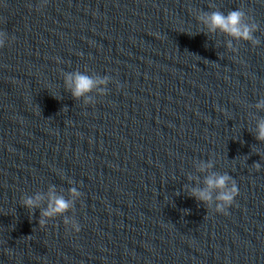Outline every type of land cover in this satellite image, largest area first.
Instances as JSON below:
<instances>
[{
	"label": "water",
	"instance_id": "water-1",
	"mask_svg": "<svg viewBox=\"0 0 264 264\" xmlns=\"http://www.w3.org/2000/svg\"><path fill=\"white\" fill-rule=\"evenodd\" d=\"M236 9L261 43L233 53L197 16ZM0 31V264H264V0H0ZM212 173L227 215L190 195ZM53 187L78 233L39 224Z\"/></svg>",
	"mask_w": 264,
	"mask_h": 264
},
{
	"label": "clouds",
	"instance_id": "clouds-1",
	"mask_svg": "<svg viewBox=\"0 0 264 264\" xmlns=\"http://www.w3.org/2000/svg\"><path fill=\"white\" fill-rule=\"evenodd\" d=\"M197 19L209 33L219 32L230 37L227 47L233 53L237 51L232 43L233 40L249 42L253 47L261 43L255 36V33L259 30V25L244 10L236 9L229 11L227 14L215 10L210 13H202L197 16ZM5 39V33L0 31V48L4 46ZM65 83L74 98L79 99L84 97L85 104H90L93 103V99L88 94L95 89L99 95H105L106 86L109 84V77H93L75 72L66 75ZM255 107L258 110H264V99H260ZM256 139L264 141V119L259 120L257 123ZM254 166L257 168L261 167L259 163ZM212 167L213 163L211 161L204 162L199 165V171L204 172ZM204 185L205 187L203 188L191 189L190 195L204 203L208 209H213L217 213L227 215V210L238 196L236 181L228 174L212 173L205 178ZM69 191L72 199H65L63 196L56 195L54 187L49 189L47 194L48 202L41 212L40 225L47 224L54 217L62 216L63 223L66 226H70L73 232L78 233L80 231V225L76 220L65 214L74 208V203L81 196V193L77 188H71ZM42 200H44V196L36 194L35 196L23 198L22 204L31 210L38 207Z\"/></svg>",
	"mask_w": 264,
	"mask_h": 264
}]
</instances>
